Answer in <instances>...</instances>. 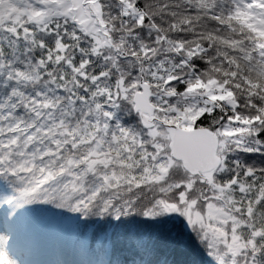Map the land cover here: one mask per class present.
I'll return each mask as SVG.
<instances>
[{
    "label": "trees",
    "instance_id": "16d2710c",
    "mask_svg": "<svg viewBox=\"0 0 264 264\" xmlns=\"http://www.w3.org/2000/svg\"><path fill=\"white\" fill-rule=\"evenodd\" d=\"M237 1L98 0L108 43L59 16L0 24V202L18 230L34 223L46 259L264 264V0ZM140 79L157 119L216 135L217 168L142 173L169 150L132 110ZM207 200L241 219L240 243L166 210Z\"/></svg>",
    "mask_w": 264,
    "mask_h": 264
},
{
    "label": "water",
    "instance_id": "95a60500",
    "mask_svg": "<svg viewBox=\"0 0 264 264\" xmlns=\"http://www.w3.org/2000/svg\"><path fill=\"white\" fill-rule=\"evenodd\" d=\"M76 1L79 3L76 4ZM77 10L84 12L85 16L80 18ZM20 12L35 23L45 22L56 16L64 17L84 34L88 29L95 28L104 43L109 42L98 0H0V24L8 22ZM149 95V86L140 79L139 89L132 95V110L138 114L143 127H148L157 120L166 128L169 156L178 161L190 175L206 173L218 167L220 159L216 155V135L207 128L184 129L160 121L153 115Z\"/></svg>",
    "mask_w": 264,
    "mask_h": 264
},
{
    "label": "rangeland",
    "instance_id": "374dc122",
    "mask_svg": "<svg viewBox=\"0 0 264 264\" xmlns=\"http://www.w3.org/2000/svg\"><path fill=\"white\" fill-rule=\"evenodd\" d=\"M249 3H251V2H247L246 0L245 1L238 0L237 6L242 11H246V10L247 11H251V10L253 11L254 8L248 7ZM33 11L36 12V9H34ZM259 12L263 13L264 9L259 10ZM20 14H22V12H20L17 16H19ZM263 17H264V15H263ZM12 18H14V17L12 16L10 18V20ZM104 31L106 32V30H104ZM86 32H87V34L91 33V34H95L99 37H102L101 34L96 31L95 28H90ZM146 73H147V75L151 74V72H149V73L146 72ZM215 88H216V90L219 91L218 93H216L217 96L218 95H221L222 97L228 96L227 92L220 90V86H216ZM208 90H209V87L206 86V91H207L206 94H209V97L206 100L204 98H202V99L196 98L197 95L193 99L194 105H197V106L201 105V107H197L198 111H202L204 109H207V107L204 104H207L212 98V96H211L212 93H209ZM212 91H214V90H212ZM208 106L210 107V104H208ZM234 126L235 125L231 124L230 129L231 130H238V129H235V127L238 128V126L237 125L235 127ZM155 131H156L155 127H152L150 130L151 134H153ZM155 146L160 147L158 144H156ZM154 160H155V158L151 161L152 162L151 164H148L143 168L142 173H144V175H146V176L159 179V177L165 173L167 167H169L172 164V159L169 156L168 159L165 158V160H161V159H158L156 161H154ZM209 172L202 173V174L205 176ZM217 193H218V195L221 194L224 197L231 195L230 191L227 190L226 188H220L217 191ZM228 199H231V196ZM230 203L234 207L237 206L235 204V202H233V200H230ZM192 205L193 204L189 205L188 207H186L183 210L178 209L174 206H169L166 208V210L169 214H171L175 217L184 216L186 223H188L189 225L202 226V229L204 230L203 232L206 233L208 236H210V238H212V239H215L217 241H225L226 238L228 237L230 239V242H232V243H235V242L240 243L242 241V238H243V236H242V232H243L242 221L239 217H235L231 213L225 211L220 204H217L213 201L207 200L205 202V204L202 206L203 209L201 210V212L194 209L192 207ZM0 222H1L0 225L5 229L4 238H2V239L0 238V264H21V263L25 262V260L27 259L26 256H24L23 258L12 260V259H10L9 254L3 255L1 248H2V245H4L6 247L7 244L10 245V244L14 243L15 239H17V240L22 239V237H25L30 232L36 231V226L34 225V223L32 225L26 226L25 228H23V231L18 232V233L16 232L17 237H19V238H16L15 234L13 232H11L10 229H9L10 230L9 231L10 236H6L7 235L6 226L8 228H10V226H13V223L9 224V222H4V221H0ZM35 247H36V249H39V245H35ZM38 256H39V254H38ZM35 258L36 257L31 258L29 260V262L33 261Z\"/></svg>",
    "mask_w": 264,
    "mask_h": 264
},
{
    "label": "bare ground",
    "instance_id": "6f19581e",
    "mask_svg": "<svg viewBox=\"0 0 264 264\" xmlns=\"http://www.w3.org/2000/svg\"><path fill=\"white\" fill-rule=\"evenodd\" d=\"M77 3H79V1H76V4ZM77 11L79 12V17L80 18H83L85 16V13L84 12L82 13L80 10H77Z\"/></svg>",
    "mask_w": 264,
    "mask_h": 264
}]
</instances>
